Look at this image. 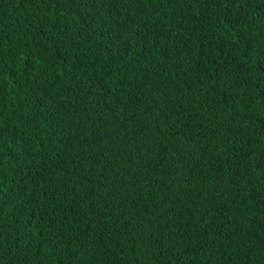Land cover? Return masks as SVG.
<instances>
[{
	"label": "trees",
	"instance_id": "16d2710c",
	"mask_svg": "<svg viewBox=\"0 0 264 264\" xmlns=\"http://www.w3.org/2000/svg\"><path fill=\"white\" fill-rule=\"evenodd\" d=\"M0 264H264V0H0Z\"/></svg>",
	"mask_w": 264,
	"mask_h": 264
}]
</instances>
